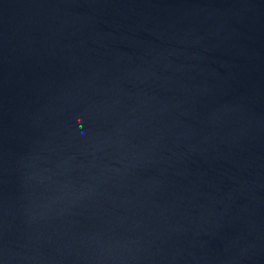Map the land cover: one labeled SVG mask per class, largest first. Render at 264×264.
Returning a JSON list of instances; mask_svg holds the SVG:
<instances>
[{"label":"water","instance_id":"1","mask_svg":"<svg viewBox=\"0 0 264 264\" xmlns=\"http://www.w3.org/2000/svg\"><path fill=\"white\" fill-rule=\"evenodd\" d=\"M0 264H264V0H0Z\"/></svg>","mask_w":264,"mask_h":264}]
</instances>
